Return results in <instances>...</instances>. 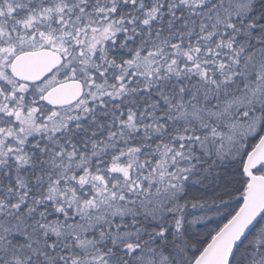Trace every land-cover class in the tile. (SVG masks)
<instances>
[{
  "label": "snow or ice",
  "instance_id": "obj_1",
  "mask_svg": "<svg viewBox=\"0 0 264 264\" xmlns=\"http://www.w3.org/2000/svg\"><path fill=\"white\" fill-rule=\"evenodd\" d=\"M0 264H264V0H0Z\"/></svg>",
  "mask_w": 264,
  "mask_h": 264
}]
</instances>
